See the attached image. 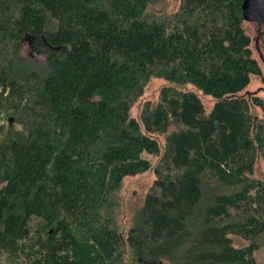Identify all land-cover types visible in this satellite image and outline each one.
<instances>
[{
  "label": "trees",
  "instance_id": "trees-1",
  "mask_svg": "<svg viewBox=\"0 0 264 264\" xmlns=\"http://www.w3.org/2000/svg\"><path fill=\"white\" fill-rule=\"evenodd\" d=\"M160 1L0 0V264H126V246L173 264H258L264 100L241 93L262 77L242 0L153 11ZM25 40L45 74L17 61ZM151 78L170 84L137 119ZM188 83L214 99L209 112ZM151 158L123 238L119 190Z\"/></svg>",
  "mask_w": 264,
  "mask_h": 264
},
{
  "label": "rangeland",
  "instance_id": "rangeland-1",
  "mask_svg": "<svg viewBox=\"0 0 264 264\" xmlns=\"http://www.w3.org/2000/svg\"><path fill=\"white\" fill-rule=\"evenodd\" d=\"M179 0H161L156 5L152 7L155 12H173L178 6ZM244 27L246 32L251 37V49L253 56L258 61L262 77H264V46L259 40V30L260 26L256 22L245 21ZM17 61L23 64H27L40 73L45 74L48 71V62L45 53L38 52L35 47L28 41L25 40L22 43L19 54L17 55ZM259 75L253 74L251 76L249 84L241 92L244 95L255 94L260 96L264 100V78ZM170 83L164 78H151L143 92V95L135 102L131 109V115L135 118H139L140 110L145 101H155L157 99L160 89L169 85ZM181 89L193 90L195 91L204 107L205 111L209 112L214 99L202 93L193 84H184L179 86ZM253 113L257 116L261 115L258 108L252 107ZM160 143L161 148H163V139L161 136H154ZM152 159V168L149 170L131 176H126L122 182L121 188L119 190V202L120 206L117 213V225L119 232L125 238L128 228L139 219L141 206L143 204L144 197L154 179L153 165L156 162V158ZM255 175L264 181V161L261 156H257L254 167ZM234 244L237 246L244 245L246 242L242 239L233 237ZM257 242L260 244L259 250L255 253V258L258 264L262 262L263 258V248L264 244V234L257 238ZM126 264H173L166 260H150L144 254L137 255L134 251L126 246L125 251Z\"/></svg>",
  "mask_w": 264,
  "mask_h": 264
},
{
  "label": "water",
  "instance_id": "water-1",
  "mask_svg": "<svg viewBox=\"0 0 264 264\" xmlns=\"http://www.w3.org/2000/svg\"><path fill=\"white\" fill-rule=\"evenodd\" d=\"M241 10L244 21L264 25V0H242Z\"/></svg>",
  "mask_w": 264,
  "mask_h": 264
},
{
  "label": "built area",
  "instance_id": "built-area-1",
  "mask_svg": "<svg viewBox=\"0 0 264 264\" xmlns=\"http://www.w3.org/2000/svg\"><path fill=\"white\" fill-rule=\"evenodd\" d=\"M8 123V119L4 113L0 112V126H3Z\"/></svg>",
  "mask_w": 264,
  "mask_h": 264
}]
</instances>
